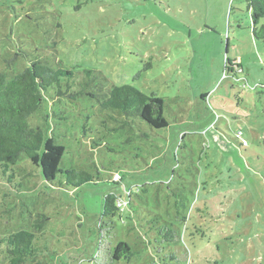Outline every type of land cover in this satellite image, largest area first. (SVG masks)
Here are the masks:
<instances>
[{"label": "rangeland", "instance_id": "rangeland-1", "mask_svg": "<svg viewBox=\"0 0 264 264\" xmlns=\"http://www.w3.org/2000/svg\"><path fill=\"white\" fill-rule=\"evenodd\" d=\"M37 53L105 87L154 92L168 126L103 137L96 100L46 98L29 120L66 147L60 168L102 178L47 185L24 154L27 189L0 178V236L47 217L35 229L49 251L24 264H264V41L244 0H0V70L12 76ZM129 189L123 218L101 219L104 196ZM170 227L161 250L158 228ZM121 240L133 255L114 261Z\"/></svg>", "mask_w": 264, "mask_h": 264}, {"label": "trees", "instance_id": "trees-1", "mask_svg": "<svg viewBox=\"0 0 264 264\" xmlns=\"http://www.w3.org/2000/svg\"><path fill=\"white\" fill-rule=\"evenodd\" d=\"M244 1L252 20V35L255 39L264 41V0ZM19 52L21 56H27L23 51L19 50ZM16 56L17 54H14L12 59ZM31 57L26 65L12 76L0 70V178L8 191L9 189L18 191L27 189L17 168L23 154L37 168L38 174H41L47 185L77 189L102 178L97 168L94 173L85 169L60 168L62 158L66 154V147L59 144L54 136H48L42 126L30 124V117L48 97L70 102H75L81 97L96 100L100 110L107 112V118L110 120L102 121L105 129L104 131L101 126L105 132L103 137L116 132L120 127L126 130L131 123L142 124V121L152 129L168 126L163 115L164 100L154 92L146 93L130 83L105 87L93 79L92 70L62 68L57 61L46 62L38 53ZM62 119H65V116ZM82 129H80L81 133L85 135L87 124ZM125 139L130 140L128 137ZM116 172L120 175L122 182L124 176ZM112 182L117 184L115 181ZM134 187L135 190H139L138 185ZM135 190L129 189L125 197L113 192L107 193L104 196L101 219L112 220L117 217L121 220L123 209L131 201ZM45 219L47 217L44 214H37L32 224L33 230L21 228L0 236V255L4 260L3 264L32 262L49 251L47 243L41 239L42 235L36 233L37 229L43 227ZM154 221L153 218L145 222L148 230L153 229ZM155 222L157 224V221ZM171 228H158L159 232L165 231L161 233V250L170 248L164 245V242L171 241ZM153 238L158 242V236ZM132 255L133 251L126 241H118L112 248L114 261ZM155 258L157 264H167L165 255L155 256Z\"/></svg>", "mask_w": 264, "mask_h": 264}, {"label": "built area", "instance_id": "built-area-1", "mask_svg": "<svg viewBox=\"0 0 264 264\" xmlns=\"http://www.w3.org/2000/svg\"><path fill=\"white\" fill-rule=\"evenodd\" d=\"M119 176V175H118ZM118 204L120 205V202H118Z\"/></svg>", "mask_w": 264, "mask_h": 264}]
</instances>
